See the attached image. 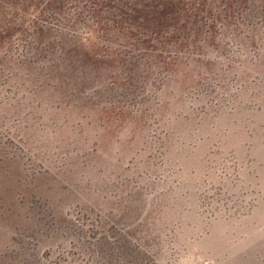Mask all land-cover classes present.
<instances>
[{"label":"rangeland","instance_id":"rangeland-1","mask_svg":"<svg viewBox=\"0 0 264 264\" xmlns=\"http://www.w3.org/2000/svg\"><path fill=\"white\" fill-rule=\"evenodd\" d=\"M222 2L147 72L0 43V264H264V0Z\"/></svg>","mask_w":264,"mask_h":264},{"label":"trees","instance_id":"trees-1","mask_svg":"<svg viewBox=\"0 0 264 264\" xmlns=\"http://www.w3.org/2000/svg\"><path fill=\"white\" fill-rule=\"evenodd\" d=\"M218 1L0 0V43L18 34L23 38L25 33L32 30V36L43 38L50 35L48 32H54L57 29L59 33H62L65 28L73 29L69 33L71 42L87 40L86 36L96 33L100 34L98 40L111 43L112 32H117L124 41L123 44H120V48L112 50L113 53L103 54V56L115 58L122 52L125 53L121 55L122 58L131 56L130 61L123 62V67L130 72L134 69L147 72L151 68L161 66L168 68L176 65L171 60L177 58L178 53L169 50L167 40L173 39L176 45L181 44L184 39L196 41L195 38L200 33V23L209 15L213 17L212 12ZM224 1L222 4L225 3V5L230 2V0ZM67 10L74 14L70 18H61L59 14ZM78 25L80 27L76 30ZM67 36L68 33L54 40L62 44L57 48L61 55L73 57L74 54L77 59H80V55L87 56L88 51L78 52L76 48L66 50L63 44L66 43L64 40ZM102 47L111 49L104 44ZM49 49H42L41 53L44 54ZM90 52L99 53V50ZM98 57L88 62L97 64ZM141 64L142 66L139 67Z\"/></svg>","mask_w":264,"mask_h":264}]
</instances>
